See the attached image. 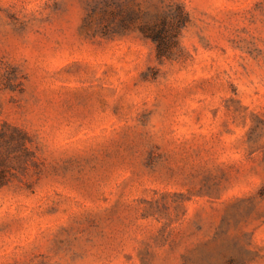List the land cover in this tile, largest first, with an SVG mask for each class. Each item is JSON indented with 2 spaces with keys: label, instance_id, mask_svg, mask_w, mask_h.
I'll return each instance as SVG.
<instances>
[{
  "label": "rangeland",
  "instance_id": "374dc122",
  "mask_svg": "<svg viewBox=\"0 0 264 264\" xmlns=\"http://www.w3.org/2000/svg\"><path fill=\"white\" fill-rule=\"evenodd\" d=\"M0 264H264V0H0Z\"/></svg>",
  "mask_w": 264,
  "mask_h": 264
},
{
  "label": "trees",
  "instance_id": "16d2710c",
  "mask_svg": "<svg viewBox=\"0 0 264 264\" xmlns=\"http://www.w3.org/2000/svg\"><path fill=\"white\" fill-rule=\"evenodd\" d=\"M187 22V12L179 6V13L175 22V17L167 20L166 17L159 23H146L142 30L147 37L152 38L157 43L159 57L169 56L175 43V32Z\"/></svg>",
  "mask_w": 264,
  "mask_h": 264
}]
</instances>
